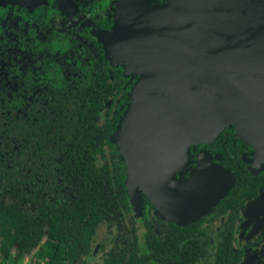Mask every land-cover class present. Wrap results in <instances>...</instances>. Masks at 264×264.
<instances>
[{"label":"water","instance_id":"95a60500","mask_svg":"<svg viewBox=\"0 0 264 264\" xmlns=\"http://www.w3.org/2000/svg\"><path fill=\"white\" fill-rule=\"evenodd\" d=\"M107 43L114 62L138 77L114 136L131 201L148 196L171 222L200 219L235 175L200 166L179 178L193 145L233 126L264 157V0H168L127 11ZM199 157L207 165L209 154ZM222 173L231 181L217 191Z\"/></svg>","mask_w":264,"mask_h":264},{"label":"trees","instance_id":"16d2710c","mask_svg":"<svg viewBox=\"0 0 264 264\" xmlns=\"http://www.w3.org/2000/svg\"><path fill=\"white\" fill-rule=\"evenodd\" d=\"M83 79L41 85L47 93L38 99L32 87L30 96L21 97L0 84V264H81L101 223L123 227L126 234L94 264H230L234 254L222 241L226 230L211 246L210 233L199 223L182 226L155 215L154 226L147 220L138 234L135 217L126 216L134 205L127 163L114 141L129 87L121 89L119 104L108 107L116 85ZM242 191L236 185L230 197L237 201ZM140 236L150 245L138 251L131 239ZM194 249L198 258L192 257Z\"/></svg>","mask_w":264,"mask_h":264},{"label":"flooded vegetation","instance_id":"af4514ba","mask_svg":"<svg viewBox=\"0 0 264 264\" xmlns=\"http://www.w3.org/2000/svg\"><path fill=\"white\" fill-rule=\"evenodd\" d=\"M129 1L0 0V84L11 85L21 97L27 96L29 87H32L38 99L44 98L47 93L42 91L41 85L59 82L78 84L84 81V77L90 76L95 78L99 86H103L106 81L116 85L115 92L109 94L106 106L115 107L119 104L121 89L127 87L130 103V92L138 77L127 73L126 65L114 62L108 51V39L127 11H142L145 7L163 5L168 0H134L131 6L128 5ZM41 92L45 95H40ZM120 108H124V105ZM220 135L213 142L193 145L190 163L176 174L179 178H188L200 166L201 174H214L213 170L219 168L230 175L233 173L234 183L200 219L176 224L185 226L199 223V227L210 233L211 246L217 244L216 237L226 230L222 241L227 243V251L232 250L234 254L230 264H264V157L256 153L252 145L241 141L238 144L236 130H223ZM203 152L210 156L207 165L201 164L199 155ZM229 176H219L214 188L222 191L224 184L229 185L231 181ZM205 181V178L198 180L200 183ZM236 185L241 187L244 195L237 201L230 197V191ZM132 203L133 209L126 216L135 217L133 221L138 234L142 235V231H145L143 224L147 220H150L149 225L154 226L156 208L146 195L138 203ZM234 209H238V212L233 215ZM129 218L125 219L128 225ZM101 228L103 235L99 237ZM124 232L123 227H108L106 223H101L91 252L81 261L89 256L91 262L88 264L101 261L114 241L121 239L120 234H126ZM155 232L159 235L162 233L158 228H155ZM131 241L133 246L136 244L138 251H141L142 244L150 245L143 236ZM98 246L100 252H95L93 249ZM176 248L177 258L182 259L181 246L177 245ZM194 251L192 257L198 258L196 249ZM29 256L31 259L30 254L26 255L27 259ZM165 256L173 258L172 254ZM91 259L97 260L92 262Z\"/></svg>","mask_w":264,"mask_h":264},{"label":"rangeland","instance_id":"374dc122","mask_svg":"<svg viewBox=\"0 0 264 264\" xmlns=\"http://www.w3.org/2000/svg\"><path fill=\"white\" fill-rule=\"evenodd\" d=\"M102 232H103V228H101V231H100V235H99V237H102V235H103ZM99 237H98V238H99ZM93 250H95V252H98V251L100 252V247L98 246L96 249L94 248ZM27 260H28V261L30 260V256L28 257ZM91 260H92V262H93V261H95V260H97V259H91ZM88 262H91V261H90V256H89L87 259H84L83 262H82V264H88Z\"/></svg>","mask_w":264,"mask_h":264}]
</instances>
